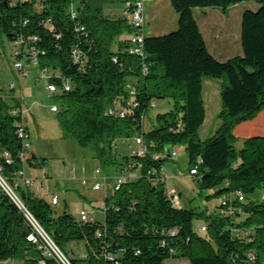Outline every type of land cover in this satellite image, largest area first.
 I'll list each match as a JSON object with an SVG mask.
<instances>
[{
  "label": "trees",
  "instance_id": "16d2710c",
  "mask_svg": "<svg viewBox=\"0 0 264 264\" xmlns=\"http://www.w3.org/2000/svg\"><path fill=\"white\" fill-rule=\"evenodd\" d=\"M71 2L45 0L36 9L30 0L11 5L0 0V55L7 44L16 48L14 61L29 64L36 53L38 69L46 71L49 83L60 91L55 98L61 103L57 120L63 138L90 148L103 164L118 163L137 175L105 198L103 223H82L67 212L56 215L49 202L18 185L26 210L67 258L72 242L84 245L85 256L68 258L72 264H163L169 259L264 264V202L246 201L256 190H264V0H169L177 15L176 30L144 36L143 59L125 52L132 33L126 17L104 15L82 0L71 19ZM243 2L259 7L242 15V55L218 62L206 47L193 11L214 8L225 15ZM205 78L220 81L219 127L201 140ZM64 85L69 91L64 92ZM154 99L171 101L173 109L157 115L156 124L145 129ZM16 107L8 105L0 90V169L11 185L23 168L19 117L10 113ZM111 108L124 109L125 117L108 115ZM137 136L144 143L143 155L135 152L116 162L112 143ZM238 139L243 140L240 149L235 147ZM175 146L184 149L189 170L197 169L193 177L198 190L208 192L206 200L235 192L243 195L237 221L173 204L161 169L171 158L166 148L171 154ZM33 159L26 163L43 170L31 163ZM197 218L205 220L203 235L193 227ZM97 231L103 232L100 238ZM31 232L23 213L0 190V262L38 264L40 253L26 240ZM46 262L56 264L53 259Z\"/></svg>",
  "mask_w": 264,
  "mask_h": 264
},
{
  "label": "rangeland",
  "instance_id": "374dc122",
  "mask_svg": "<svg viewBox=\"0 0 264 264\" xmlns=\"http://www.w3.org/2000/svg\"><path fill=\"white\" fill-rule=\"evenodd\" d=\"M34 8L39 9L41 2L45 0H30ZM92 8H100L104 15L120 16L124 3L128 0H84ZM71 6L74 10L82 6V0H72ZM259 6L254 2H243L231 6L225 16L226 22L221 19L213 20L212 23L217 24L219 30L218 34L221 36H228V24L235 29V40L238 43V27L240 23V12L249 8L256 9ZM197 14V10L195 11ZM144 35L147 37L159 36L173 32L176 29L177 15L170 6L169 0H145L144 1ZM211 21L202 20L200 24L205 30L207 28L205 23ZM216 32V34H217ZM217 34V35H218ZM232 34V33H231ZM234 35V34H233ZM210 45L213 41L210 35H206ZM234 39V36L233 38ZM13 45L7 44L4 51L0 55V90L3 95H10L9 85L15 84L16 88L14 95L17 98H22L25 118L30 132V153L34 157L31 161L33 165H42L43 169L48 175L46 180L43 171L29 166L28 163L23 167L24 177L27 180H32L34 187L48 191L49 195H38L39 198L49 202L52 196H56L58 204L51 206L54 214L60 215L67 212L74 218L79 220V212L83 211L90 213L91 221H98L103 223L104 215L103 208L105 205V198L109 197L114 192L115 179L118 176H123L125 181L128 180V172L126 169H121V166L103 164L94 157L90 148H81L74 141L63 138V133L58 124L57 114L61 109L60 101L55 98L56 94H51L46 90L47 82L45 80L35 81L38 74L36 69H30L29 76L19 78L17 73L12 68L13 63ZM206 81H218L215 79L205 78ZM134 84L135 81H130ZM211 89L210 96L207 97L209 105L216 108V103H219L220 96L218 95L217 84L207 85ZM21 90V91H20ZM220 91V90H219ZM219 100V101H218ZM153 108H149L144 120L145 129H150L156 124L155 117L169 112L173 109V104L169 100L152 101ZM55 108V112L52 109ZM212 112L207 113L206 122L199 130V137L204 140L215 132V125L218 121L216 115L215 120H211ZM123 140H115L113 144V151H117L116 162L122 159L119 152L121 142ZM242 139H238L235 147L240 149ZM130 151L126 156L136 152L137 145L134 139L128 141ZM120 144V145H118ZM120 147V148H119ZM178 147V146H177ZM167 176H176L173 182L171 179L168 185L174 196L175 205L180 208L178 200H184L186 197H194L189 203V209L196 212L205 211L208 216L215 215V208L219 206L220 196L206 200L208 192H200L196 187V181L190 176L189 167L187 163V156L183 148H179L176 153L175 161L168 159L164 163ZM98 169L99 175H95L94 171ZM98 183L104 187L99 191H93L92 186ZM177 189H183L182 195L178 197ZM189 196H187V193ZM248 201L264 202V190L258 189L256 192L247 197ZM241 218H244L241 216ZM239 219V218H237ZM202 224H205L204 219H195L193 227L195 231L203 235L200 231ZM85 256V248L82 243L72 242L68 246V258H83ZM0 264H22V261L7 260L0 262ZM163 264H189L186 259H169Z\"/></svg>",
  "mask_w": 264,
  "mask_h": 264
},
{
  "label": "built area",
  "instance_id": "2783aa9c",
  "mask_svg": "<svg viewBox=\"0 0 264 264\" xmlns=\"http://www.w3.org/2000/svg\"><path fill=\"white\" fill-rule=\"evenodd\" d=\"M9 2V4H14L16 2L18 3H26L29 0H6ZM144 1L145 0H128L127 2L124 3V8H123V16L126 17L129 21V24L132 28V33L129 37V42L128 45L125 49V52L128 55L132 56H138L140 58H144ZM69 16L71 19H75L77 16L76 10L72 8L70 5L69 7ZM16 51V48H15ZM14 51V52H15ZM14 55V53H13ZM74 58H76V52L73 53ZM116 62V60H113ZM30 65L38 69L37 66V60H36V53L31 54V62L29 64H25L23 61L19 60H13V69L18 72L19 78L23 79L25 77L29 76V72L26 69V66ZM39 70V69H38ZM142 74L146 75L147 74V68L143 66L142 68ZM39 81L40 80H45L47 82V87L46 90L51 93V94H58L60 91L58 88L49 83V74L44 71V70H39V76H38ZM15 84L11 83L9 85V91L10 95H3V99L8 103V105L11 107V103H16L18 107L15 109H11L10 113L12 116L19 117V121L17 123V136L18 138L22 141V153L20 155L21 163L24 167L25 163L27 160L31 157L30 155V150H31V144L29 140V135L28 131L25 127L24 124V109L21 106V100L22 98H17L14 95L15 91ZM129 90L130 96L134 95V90L132 87L129 85L127 86ZM64 92L69 91V86L64 85L63 86ZM154 104L152 103L150 105V108H153ZM53 112H55V108L52 109ZM107 114L110 116H116L119 118L125 117V110L124 109H119L117 110L116 108H111L107 111ZM134 142L137 145V150L136 154L138 156L143 155L144 153V143L141 137H135ZM179 149V146H175L171 150V158L170 159H175L177 150ZM4 157L6 159L7 163H10V159L8 158L7 154H4ZM43 171V170H42ZM196 168H192L189 170V175L190 176H196L198 173L196 172ZM43 174L45 176V179L47 180V174L45 171H43ZM95 175H99L100 171L96 169L94 171ZM161 174L163 177V180L165 181V184L167 185L168 180L170 179L169 176L166 175L165 169H161ZM15 182L13 185L10 184L9 181H7L5 178L2 177L1 175V169H0V190L2 193H4L12 202L13 204L23 213L24 217L26 218L29 226L32 229V232L26 237V240L33 245L36 246L40 253V259L38 261V264H47L46 260L47 259H53L56 264H72L67 256H65L58 248L57 246L53 243V241L44 233V231L41 229V227L37 224V222L34 220V218L30 215V213L26 210L24 207L22 201L19 198V195L17 194V188L20 186L21 188L24 189H31L36 195H49L48 191H44L43 189H40L38 187H34V183L32 180H27L24 177V172L23 168L17 173L15 177ZM125 179L123 176H118L115 179V186L114 190H118L121 185L124 183ZM19 185V186H18ZM103 185H99L98 183H95L92 186L93 191H99L103 188ZM166 195L172 200L173 202V197L166 188ZM244 202V197L238 192L235 193H229L225 194L220 198V203L219 206L215 208V214L220 217V218H229V219H235L237 218L240 214H242V209L240 207V204ZM49 203L52 206H55L58 204V199L56 196H52L50 198ZM174 204V202H173ZM175 205V204H174ZM90 213H86L81 211L79 213V220L82 223L90 221L89 218ZM206 226L203 225L200 227L201 232H205ZM173 234V233H172ZM103 235V232L97 231L96 232V237L100 238ZM107 258L111 260V256L108 255ZM249 261L253 262L254 261V256L250 255L249 256Z\"/></svg>",
  "mask_w": 264,
  "mask_h": 264
},
{
  "label": "crops",
  "instance_id": "0c3cea01",
  "mask_svg": "<svg viewBox=\"0 0 264 264\" xmlns=\"http://www.w3.org/2000/svg\"><path fill=\"white\" fill-rule=\"evenodd\" d=\"M257 9V8H256ZM256 9H245L243 10L242 12H240V23H239V27H238V43H236V40H235V29L233 27H231V25L228 24L227 26V29H228V36H221L220 34H218V30H219V27L217 26V24L215 23H212L213 20L217 19V21H221V19H223L222 23L225 21L226 22V18H227V15H223L221 13V11L219 9H214V8H205V9H194L193 11V14H194V17H195V20L198 24V27H199V30L202 34V37L205 41V44H206V47L209 51V53L212 55V57L217 60L218 62H225L231 58H234L236 56H241L242 55V48H241V42H240V29H241V18H242V15L244 13V11L246 10H251V11H255ZM197 10V12L199 14H197L195 11ZM229 10V9H228ZM108 16H111V15H108ZM112 17H118V16H112ZM119 17H123V11L121 13V15ZM226 19V20H225ZM202 20H206V22L208 20H210L211 22L210 23H205L207 28L204 30L200 24V21ZM176 27H177V24H176ZM176 30V29H175ZM174 30V31H175ZM217 32V34H216ZM232 33V34H231ZM234 34V35H233ZM165 35V34H164ZM206 35H210L211 38H212V41H213V45H210L209 44V41L207 39V36ZM159 36H162V35H159ZM234 36V39H232ZM126 37V36H125ZM158 37V36H156ZM14 48V47H13ZM14 51H15V48H14ZM13 51V53H14ZM12 68H13V63H12ZM26 69L29 71L30 69H36V71L38 72V74L36 75V77L34 78L35 81H39L38 79V76H39V70L33 66H30V65H27L26 66ZM14 70V69H13ZM15 71V70H14ZM16 72V71H15ZM17 75H18V72H16ZM19 76V75H18ZM22 80V79H21ZM207 83L205 84L204 82L202 83L203 85V100H204V106H205V120H204V123L203 125L205 124L206 122V118H207V113L208 111L209 112H212L211 114V120H215L216 118V115L218 116V113L220 111V101L219 103H216V108L213 109V107H211V105H209V100H207V97L210 96V91L209 89L207 88V85H212V84H217L218 86V95H219V90H220V81L218 83V81H213V82H210V81H206ZM21 91V90H20ZM2 93V92H1ZM21 106L23 107L24 109V105H23V101L21 100ZM25 111V110H24ZM25 114V113H24ZM24 124H25V127L28 131V135H29V140H30V132H29V128L27 126V122H26V118H25V115H24ZM202 125V127H203ZM145 127V126H144ZM215 131L217 130V128L219 127V120L217 121L216 125H215ZM122 146L121 148L119 149V152L121 153V155L124 157L127 155V153L130 151V146H129V143L128 141H123L121 142ZM179 148H182V147H179ZM131 152V151H130ZM117 151H116V155H117ZM31 157L32 154L30 153ZM172 161H175V159H171ZM121 169H124V167L121 166ZM42 171V170H41ZM189 171V170H188ZM189 174V173H188ZM137 174L135 173H128V177H136ZM170 179L174 182L176 179V176H169ZM192 178L195 180V178L192 176ZM49 179V177L47 176V180ZM169 181V180H168ZM196 187H197V184H196ZM166 188H168V190L170 191L172 197H173V202H174V196L171 192V188L169 187L168 185V182H167V185H166ZM32 191V190H31ZM177 194H178V197H180L182 195V192H183V189H177ZM49 193V192H48ZM187 193V192H186ZM44 196H48V195H44ZM187 196L188 193H187ZM194 197H186L184 200H178L179 203H180V208H187L188 206V203L193 199ZM175 204V203H174ZM177 207V206H176ZM81 212V211H80ZM79 212V213H80ZM207 215V213H206ZM235 221H237V219H235ZM205 225V224H202V226Z\"/></svg>",
  "mask_w": 264,
  "mask_h": 264
},
{
  "label": "water",
  "instance_id": "95a60500",
  "mask_svg": "<svg viewBox=\"0 0 264 264\" xmlns=\"http://www.w3.org/2000/svg\"><path fill=\"white\" fill-rule=\"evenodd\" d=\"M166 156L169 158V157H171L170 156V149L169 148H166Z\"/></svg>",
  "mask_w": 264,
  "mask_h": 264
}]
</instances>
